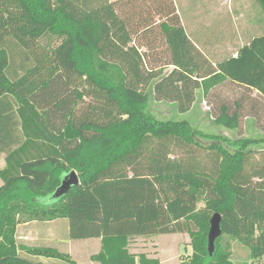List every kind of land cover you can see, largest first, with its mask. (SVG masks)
I'll return each instance as SVG.
<instances>
[{"label": "trees", "instance_id": "trees-1", "mask_svg": "<svg viewBox=\"0 0 264 264\" xmlns=\"http://www.w3.org/2000/svg\"><path fill=\"white\" fill-rule=\"evenodd\" d=\"M196 90L214 125L234 131L258 121L264 35L212 64L173 0H0V264H42L19 252L74 264L56 249L17 245V215L67 219L71 240L99 238V264H159L143 254L136 262L129 240L182 233L192 252L180 264H234L225 236L264 264V156L246 172L264 138L192 128L178 115ZM157 102L170 114L155 112ZM194 149L206 151L199 157L209 168ZM72 171L79 185L58 195ZM216 213L221 236L210 255Z\"/></svg>", "mask_w": 264, "mask_h": 264}, {"label": "rangeland", "instance_id": "rangeland-1", "mask_svg": "<svg viewBox=\"0 0 264 264\" xmlns=\"http://www.w3.org/2000/svg\"><path fill=\"white\" fill-rule=\"evenodd\" d=\"M252 1L253 7L251 12L247 13V16L244 17L245 22L247 23L244 22L243 25L248 26L249 24H253L255 27L254 32L257 33V36H262L264 35V5H262V2L258 0ZM180 18L183 23L187 22L185 16H180ZM236 18L235 19L237 23L235 25L240 24V17ZM228 20H230V17ZM42 45L43 43H40L39 47H42ZM159 45H161V43H159ZM230 50L234 51L235 49L233 48ZM204 54H206V56L208 55L207 52ZM224 57L225 56L220 58L223 59ZM208 58L212 62L219 60L214 59L215 57L211 58L209 55ZM171 71V67L163 68L161 70V75L165 76ZM217 98L219 99V97ZM156 107L157 106L154 108L155 112H160L161 108L159 105L157 107L158 110ZM192 107L193 108L191 111L183 115H178V117L180 119H187L190 122L192 128L195 130L201 131L205 134L217 135L230 139L264 138L263 99L260 101L259 109H261V111L258 121L253 118H247L246 120H243L242 127L234 131H228L213 124V119L211 118L212 116H209V114H211V110H209V107L203 101L200 90L196 91V98ZM170 111L171 110L165 108V110L162 112L167 113V116L170 114L168 113ZM200 143L204 147H207L210 144V142L207 140H202ZM252 150L253 152L250 155L246 165V172H250L252 169H258L263 164L261 158L264 156V147L260 146L253 148ZM192 151L193 158H198L199 155L203 156L206 153L205 150L200 152V150L194 149ZM201 159L205 158H200L199 161L201 163L204 162L208 168L212 165V162H210L208 158H206L208 159V163ZM203 207L204 202L198 203V209ZM19 218L21 221L15 228V240L17 245L30 248L50 247L56 249L59 253L68 255L69 260H71L74 264H99L98 262L93 261L92 257L99 253L101 248V240L99 238H94L91 240H71L69 238V221L67 219H56L52 221L35 220L26 222V220H24L26 216L17 215V219ZM190 241L191 238L186 233L133 237L129 240L128 250L129 253L135 255L136 262L138 261V257L143 254L147 258L157 259L159 264H180L182 261H187L190 257L192 252ZM222 246L227 248V251L230 253V258L234 264H263V261L261 260H249L247 249L235 239L225 236L222 241ZM19 255L33 262H40L42 264H70V262L62 261L56 258L28 256L26 253L22 252H19Z\"/></svg>", "mask_w": 264, "mask_h": 264}, {"label": "crops", "instance_id": "crops-1", "mask_svg": "<svg viewBox=\"0 0 264 264\" xmlns=\"http://www.w3.org/2000/svg\"><path fill=\"white\" fill-rule=\"evenodd\" d=\"M115 1L119 0H110V2ZM258 1L264 5V0ZM173 2L179 16L186 17L187 22L183 23L181 21V23L190 42L212 64L222 62L230 57L235 58L240 48L248 45L253 38L258 37L257 33L254 32L255 27L253 24L243 25L245 22L244 17L251 12L253 7L252 0H173ZM229 17L231 21L228 20ZM236 17H240L242 24L235 25L237 23ZM233 48L235 50L231 51L230 49ZM206 52L211 58L215 57L214 59L219 60L212 62L208 55L204 54ZM223 56H225L223 59L220 58ZM155 104L157 107L159 105L160 111H164L165 108L168 109L169 107L167 106L169 104L164 102ZM4 157V155H0V171L5 167ZM0 186H2V181Z\"/></svg>", "mask_w": 264, "mask_h": 264}, {"label": "water", "instance_id": "water-1", "mask_svg": "<svg viewBox=\"0 0 264 264\" xmlns=\"http://www.w3.org/2000/svg\"><path fill=\"white\" fill-rule=\"evenodd\" d=\"M79 185V179L77 174L72 171L65 179L62 181L60 187L58 188L57 192L58 195H65L71 189V187H75ZM221 216L216 213L213 214L209 221V231L207 235V242H208V252L212 255L215 247V241L221 236Z\"/></svg>", "mask_w": 264, "mask_h": 264}]
</instances>
